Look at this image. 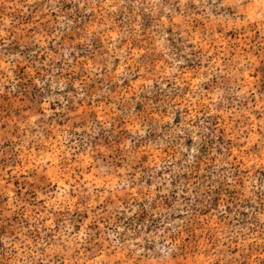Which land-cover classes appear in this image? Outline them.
I'll use <instances>...</instances> for the list:
<instances>
[{"label": "rangeland", "instance_id": "rangeland-1", "mask_svg": "<svg viewBox=\"0 0 264 264\" xmlns=\"http://www.w3.org/2000/svg\"><path fill=\"white\" fill-rule=\"evenodd\" d=\"M0 264H264V0H0Z\"/></svg>", "mask_w": 264, "mask_h": 264}]
</instances>
